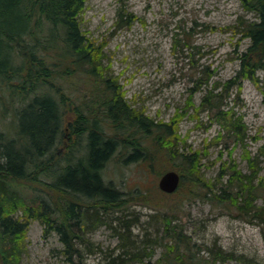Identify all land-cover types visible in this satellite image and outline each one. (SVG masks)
I'll use <instances>...</instances> for the list:
<instances>
[{
    "label": "trees",
    "instance_id": "obj_1",
    "mask_svg": "<svg viewBox=\"0 0 264 264\" xmlns=\"http://www.w3.org/2000/svg\"><path fill=\"white\" fill-rule=\"evenodd\" d=\"M85 1L0 0V79L9 102L20 104L12 111L13 134L0 127V264H22L25 235L34 219L42 224L44 234L58 233L71 254L79 252L76 244L81 243L91 252L85 234L101 224L109 226L119 243L104 264H222L231 258L221 247L194 240L176 205L166 209L153 203L155 194H167L156 184L126 187L122 171L120 182L106 179L105 167L116 157L123 165L135 163L149 170L168 159L180 175L179 187L190 177L186 190L190 199L231 205L238 214L255 220L264 238V201L257 204L258 197L264 199L259 153H247L249 173L230 162L221 167L216 182H205L198 153L180 145L183 139L176 133V121L155 120L133 107L117 78L106 71L105 43L91 39L81 28ZM240 3L255 18H240L237 23L248 45L236 56L239 68L231 85L254 79L256 71L264 68V0ZM118 15L123 20L120 11ZM72 77L91 83L87 96L79 100L82 104L74 103L70 119ZM211 86L201 97V107L222 114L223 96L212 94L215 85ZM233 120L236 137L239 123ZM223 174L225 181L220 178ZM130 204L148 206L152 212L142 220L134 210L124 209Z\"/></svg>",
    "mask_w": 264,
    "mask_h": 264
},
{
    "label": "rangeland",
    "instance_id": "obj_2",
    "mask_svg": "<svg viewBox=\"0 0 264 264\" xmlns=\"http://www.w3.org/2000/svg\"><path fill=\"white\" fill-rule=\"evenodd\" d=\"M240 18H255L240 0H86L80 16L82 30L96 42L105 43L106 71L117 78L128 102L155 120L176 121V133L183 139L181 147L198 153L200 174L210 182H216L221 167L230 162L249 173V152L259 153V178L264 182V154H260L264 150V68L256 71L254 79L229 84L239 68L236 56L248 45L237 27ZM127 19L128 24L124 22ZM84 79L72 77L69 81L74 84L69 86V95L73 91L76 100L82 90L88 93L91 82ZM3 81L0 79V127L13 134L12 111L20 104L9 102ZM212 84V94L223 96L222 114L214 115L215 111L201 107V97ZM234 118L239 123L236 137L231 127ZM174 166L161 159L149 170L135 163L123 165L116 157L107 163L104 174L106 179L120 182L122 171L126 187L138 184L150 188L157 183V170ZM221 177L223 181L227 178L225 174ZM184 183L173 194H155L152 202L166 209L176 205L177 215L194 240L206 247L217 243L230 253L231 258L222 264H264V238L255 220L246 219L231 205L214 206L199 197L190 199L186 192L189 176ZM263 201V197L257 198V204ZM124 209L134 210L142 220L144 214L152 212L139 204ZM25 236L22 264H104L119 243L109 226L101 224L85 234L93 250L88 252L81 243L76 244L79 252L71 254L58 233L44 234L37 219L30 222ZM155 253L157 257L160 248Z\"/></svg>",
    "mask_w": 264,
    "mask_h": 264
},
{
    "label": "water",
    "instance_id": "obj_3",
    "mask_svg": "<svg viewBox=\"0 0 264 264\" xmlns=\"http://www.w3.org/2000/svg\"><path fill=\"white\" fill-rule=\"evenodd\" d=\"M180 182V175L174 169H167L165 170L157 180V187L165 193H172L174 192Z\"/></svg>",
    "mask_w": 264,
    "mask_h": 264
},
{
    "label": "bare ground",
    "instance_id": "obj_4",
    "mask_svg": "<svg viewBox=\"0 0 264 264\" xmlns=\"http://www.w3.org/2000/svg\"><path fill=\"white\" fill-rule=\"evenodd\" d=\"M87 96V95H86ZM76 102H78L79 104H82V102H79L78 100L77 101H74L73 102V106H74V103H76ZM72 109L70 110L71 111V116L73 117V115H74V112H73V107H71ZM98 109H100V108H98ZM97 110V109H96ZM101 110V109H100ZM87 111V110H86ZM86 111L85 110H83V113H86ZM99 111V110H98ZM101 115V118H100V120L101 121H103V118H104V115L102 116V114H100ZM99 116V115H98ZM13 118H14V116H13ZM99 123V122H98ZM201 177H202V179L205 181V182H208L209 180H207L204 176H202L201 175ZM217 243H214L213 244V246L212 247H210V248H216V247H219L218 245H216Z\"/></svg>",
    "mask_w": 264,
    "mask_h": 264
},
{
    "label": "flooded vegetation",
    "instance_id": "obj_5",
    "mask_svg": "<svg viewBox=\"0 0 264 264\" xmlns=\"http://www.w3.org/2000/svg\"><path fill=\"white\" fill-rule=\"evenodd\" d=\"M79 95H81V96H79ZM79 95L77 96V100H79L80 98L83 99L84 98V95H86V94L84 93V90H82V93L79 94ZM70 98H71V107H73V102L74 101H77L76 100V94H74L73 91H72V93L70 95Z\"/></svg>",
    "mask_w": 264,
    "mask_h": 264
}]
</instances>
